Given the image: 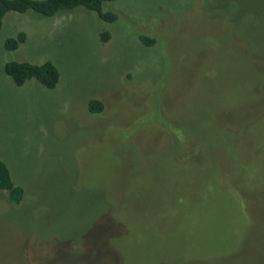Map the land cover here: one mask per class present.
I'll list each match as a JSON object with an SVG mask.
<instances>
[{
  "label": "rangeland",
  "instance_id": "obj_1",
  "mask_svg": "<svg viewBox=\"0 0 264 264\" xmlns=\"http://www.w3.org/2000/svg\"><path fill=\"white\" fill-rule=\"evenodd\" d=\"M108 3L161 41L122 22L98 55L86 9L3 18L0 159L23 196L0 190V264H264V0ZM45 60L52 90L3 72Z\"/></svg>",
  "mask_w": 264,
  "mask_h": 264
},
{
  "label": "trees",
  "instance_id": "obj_2",
  "mask_svg": "<svg viewBox=\"0 0 264 264\" xmlns=\"http://www.w3.org/2000/svg\"><path fill=\"white\" fill-rule=\"evenodd\" d=\"M112 1L115 0H0V30L2 29L3 18L9 12L23 13L31 10L41 16L51 17L63 11L83 8L89 12H92L93 18H98L101 22L109 24V26L101 24L102 28L97 34L96 43L100 48L98 55L101 50L105 49L106 44L110 42V38L112 36L110 29L122 27V22L126 23L129 30L131 31L130 44H132V46L134 45L135 34L137 36L138 42L141 43L140 45L145 46V48L148 49L156 46L159 41H161L162 38L158 37L160 34H144L142 32L136 33L135 30H132V26L127 20L130 19L132 23L131 17H124L121 12L118 13V11L115 9V11L105 10V6L109 5L108 2ZM140 19L141 17L135 16V20L133 21L140 22ZM142 20L145 21L144 18H142ZM142 28H144V25ZM25 40L26 34L20 31L14 37L5 39L3 48L6 51L15 50L20 44L24 43ZM3 72L18 88L23 86L28 80L33 79L44 88L52 90L58 84L60 78L58 68L53 62L48 60H45L41 63H31L28 61H8L3 64ZM86 108L89 113L100 114L104 109V105L101 100L91 98L88 100ZM0 190L7 192V198L11 205L16 206L21 202L23 189L21 186L14 184L8 166L1 159Z\"/></svg>",
  "mask_w": 264,
  "mask_h": 264
}]
</instances>
